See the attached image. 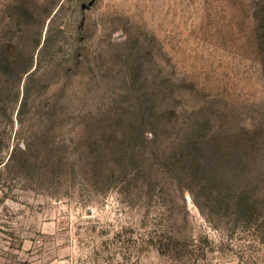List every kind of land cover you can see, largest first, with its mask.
<instances>
[{
	"label": "rangeland",
	"instance_id": "1",
	"mask_svg": "<svg viewBox=\"0 0 264 264\" xmlns=\"http://www.w3.org/2000/svg\"><path fill=\"white\" fill-rule=\"evenodd\" d=\"M0 89V264H264V0H0Z\"/></svg>",
	"mask_w": 264,
	"mask_h": 264
},
{
	"label": "trees",
	"instance_id": "2",
	"mask_svg": "<svg viewBox=\"0 0 264 264\" xmlns=\"http://www.w3.org/2000/svg\"><path fill=\"white\" fill-rule=\"evenodd\" d=\"M33 65V61H30V63L24 68V71H28L31 66ZM3 90L0 89V93H2ZM18 96H19V91H18ZM22 106V105H21ZM200 166V163L198 162V160L196 158L191 159L189 161H185L182 162L181 165H176L175 167H177L176 169L178 170V176H180L181 174H192L191 178H194V176H196L194 173H192V171H197L198 167ZM240 202L238 203L239 205H237V208L239 209H244L245 211L248 210H252L254 208L253 202L249 199H245L243 197H240ZM247 202V203H245Z\"/></svg>",
	"mask_w": 264,
	"mask_h": 264
}]
</instances>
